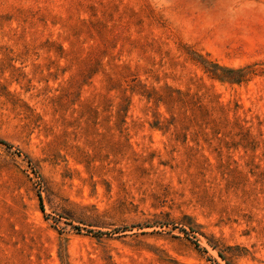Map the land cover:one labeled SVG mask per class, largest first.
<instances>
[{"label": "rangeland", "instance_id": "374dc122", "mask_svg": "<svg viewBox=\"0 0 264 264\" xmlns=\"http://www.w3.org/2000/svg\"><path fill=\"white\" fill-rule=\"evenodd\" d=\"M0 264H264V0H0Z\"/></svg>", "mask_w": 264, "mask_h": 264}, {"label": "trees", "instance_id": "16d2710c", "mask_svg": "<svg viewBox=\"0 0 264 264\" xmlns=\"http://www.w3.org/2000/svg\"><path fill=\"white\" fill-rule=\"evenodd\" d=\"M216 67H219L217 66V64H215ZM222 70L224 71H228L229 73H240L242 71V68H237V69H234V68H221ZM209 71V70H208ZM212 75L213 77H216L220 80H227V81H230V82H239L242 78L241 74H238L237 76H225V75H222V74H217L216 72H213L212 71Z\"/></svg>", "mask_w": 264, "mask_h": 264}]
</instances>
